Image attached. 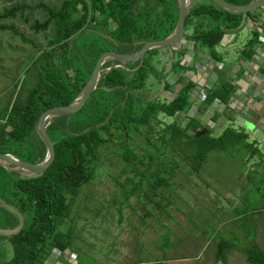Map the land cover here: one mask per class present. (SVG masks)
<instances>
[{"label":"trees","instance_id":"obj_1","mask_svg":"<svg viewBox=\"0 0 264 264\" xmlns=\"http://www.w3.org/2000/svg\"><path fill=\"white\" fill-rule=\"evenodd\" d=\"M193 1L185 17V31H188L185 32V38L193 41L194 48L196 45L206 47V54L210 59L224 62L223 52L216 50L223 34L239 29L249 20L248 38L238 49L236 57L242 56L245 62L255 60L254 56L262 47L258 40V24L255 22L261 7L257 8V12L231 13L211 0ZM227 1L246 4L252 0ZM36 8L42 10L43 19H34L30 23L28 17H24L25 10L29 9L26 4L15 3L0 13L2 20L13 19L17 15L23 17L34 32L50 31L47 49L42 50L39 56V59L45 61V67L40 68L37 80L25 94L22 96L19 92L6 106L0 118V153L29 156L25 160L31 163L41 162L47 151V146L36 129L40 114L52 105L73 101L85 88L97 57L106 48H117L125 54L136 53L147 41L169 35L175 29L178 19V0H60L56 6L38 3ZM196 17H200L198 22H194ZM188 25L192 26L190 30H187ZM0 28L11 29L23 38L12 24L0 25ZM87 34V39L79 44L81 36ZM80 47L84 50L86 48L93 57L85 56ZM161 48L169 52V70L182 68L180 59L184 53L170 49L169 46ZM161 48L149 50L141 63L116 59L103 63L102 68L116 63L123 65L114 66L102 74L89 100L82 107L93 106L97 113L94 122L72 120L69 113H64L57 116L62 127L60 129L54 123V118L56 120L57 117L47 119L46 122L50 121L47 130L55 142V156L42 174L22 175L0 164V200L6 204H14L24 214V224L19 230L4 238L1 235L7 248L0 256V264H47L50 258L54 261L51 253L54 247L62 252H73L67 235L59 227L67 216L68 200L74 199L81 186L92 179L97 152L112 139L111 129H122L125 139L128 128L135 122L147 123L157 111L171 117L181 113L190 102L193 103L191 96L195 82L191 79H186L171 101L156 102L135 94L134 89L143 86L149 76L162 79L164 90L170 88L169 81L166 80L167 71H157L151 63V57ZM56 54L60 57L58 65L53 60ZM190 67L193 69V64ZM242 72L243 70L238 74ZM177 79H182V76L178 75ZM232 80V75L219 71L205 98L199 101L202 104L199 109H209L215 99L218 100V106L210 116L213 120L219 115L233 122L238 115L245 117L241 110L229 105L235 89ZM96 92L110 95L116 99L115 104L96 110ZM221 104L223 107L219 108ZM207 125L206 131L194 136L190 131L201 126L198 118L189 117L185 126L179 129L176 122H171L158 135L163 144L161 148L150 138H146V143L154 145L157 153H152L149 149L144 151L153 160L159 155H165L166 148L186 143L189 149L184 158L192 172H198L208 153L213 150L221 152L231 149L230 147L246 145L251 147V155L262 158L263 153L255 144L246 143L248 132L242 127L227 126L220 135L214 136L210 129L212 127ZM123 145L125 148L119 156L124 161L140 157L126 142ZM181 150L184 151L183 148ZM157 163L158 167L149 174V184L155 189L160 185H168V180L173 176V168L177 166L176 162H172L169 169L166 166L161 168V162ZM257 164L263 165L264 169L262 160ZM10 167L14 165L10 164ZM160 171L163 173L160 174ZM140 185L137 183L136 187ZM3 209L0 204V212ZM248 214V211L243 210L237 215V219L242 216L246 218ZM234 245L221 237L216 244L215 261L226 264L227 252ZM239 250L249 264H264V250L255 242L244 243L239 246ZM58 260L64 264L67 261L76 264L78 261L66 254Z\"/></svg>","mask_w":264,"mask_h":264},{"label":"rangeland","instance_id":"obj_2","mask_svg":"<svg viewBox=\"0 0 264 264\" xmlns=\"http://www.w3.org/2000/svg\"><path fill=\"white\" fill-rule=\"evenodd\" d=\"M59 1L0 0V13L15 3L26 4L29 9L25 10L24 17L27 16L30 23L34 19H43L42 10L36 8L38 3L56 6ZM252 11L257 12L258 9ZM199 20L200 17H196L194 22ZM29 23H25L19 15L9 20L0 19V25L12 24L23 36L13 33L11 29L0 28V118L6 106L19 92L23 96L37 80L40 68L45 67V61L39 56L42 50L47 49L50 31L34 32L29 28ZM247 26L234 30L235 38L230 44L219 43L216 46L217 51L223 52L228 64H233L231 68L236 66L235 70L238 49L249 35ZM191 28L188 25L187 30ZM88 36H81L79 44ZM80 48L85 56L93 57L86 48ZM206 53V47L196 45L187 49L183 56L191 60L192 65L196 60L201 61ZM59 58L57 54L53 58L57 65ZM174 58L176 60L177 55ZM169 60V52L165 48L159 49L151 57L157 71H167L166 80L170 88L162 89V79L149 76L143 86L134 89L136 95L162 102L165 100L164 93L169 95V92L179 91L189 79L186 71L191 69V65L180 68L182 71H171ZM242 67L248 68L246 64ZM218 71V68L212 71L206 69V73L197 80L205 79L211 73L218 76ZM178 72L182 73V79H177ZM230 75L236 78L235 71ZM191 99L196 107L191 117L198 118L201 123L197 130L190 131L191 134L200 135L206 131L207 124L212 126L210 129L214 136L220 135L227 126L242 127L248 132L246 143L255 144L262 151V158L251 155V147L246 145L230 147L221 152L213 150L208 153L198 172H192L184 158L189 147L181 142L178 146L166 148L165 155L151 160L144 150L149 149L152 153H157V150L154 145L146 143V138L161 148L163 144L158 135L167 124L176 122L178 129L185 126L189 116L181 113L170 117L157 111L150 116L149 122H135L130 126L125 139L122 129H111L112 139L97 152L92 179L81 186L74 199L68 200L67 216L59 227L79 257L77 263L220 264V261H215L214 253L221 237L235 244L227 252L226 264H249L239 250L240 245L249 241L264 250V169L263 165L257 164L260 160L264 163V115L261 116L263 123L255 125L256 128L251 122L244 127L242 116L238 115L234 122L220 115L213 120L210 117L215 110L212 105L209 109H199V105H202L200 100L194 96ZM95 101L97 110L111 107L116 99L96 92ZM222 107L223 104L219 106ZM69 114L72 120L80 122H94L97 118L92 105ZM59 120L58 117L56 120L54 118V123L59 125ZM124 142L140 157L124 161L119 156L125 148ZM22 158L29 159V156ZM157 161L161 162V168L166 166L169 169L172 162H176L177 166L173 168L168 185L155 189L149 184V174L158 167ZM137 183L141 184L140 187H136ZM3 207L0 212V256L7 248L3 239L5 235L24 224V214L14 204L7 203ZM243 210L249 212L248 217L237 219ZM52 261L53 258H50L47 264ZM66 264L72 263L67 261Z\"/></svg>","mask_w":264,"mask_h":264},{"label":"water","instance_id":"obj_3","mask_svg":"<svg viewBox=\"0 0 264 264\" xmlns=\"http://www.w3.org/2000/svg\"><path fill=\"white\" fill-rule=\"evenodd\" d=\"M211 1H213L218 7L225 9L231 13H246L248 11H252L264 6V0H252L246 4H236L227 0ZM193 2V0H178V19L175 29L164 38L147 41L138 52L125 54L117 48L105 49L97 57L83 91L73 101L69 103H58L52 105L40 114L36 123V129L47 146L46 155L41 162L34 164L27 160H24L22 157H18L10 153H0V164L9 170L19 172L22 175L42 174L43 171L51 164L55 156V142L52 135L47 130V119L60 114L78 111L89 100L102 74L109 71L114 66L123 65L122 63H116L102 68V65L105 61L116 59L121 62L141 63L151 49L161 48L164 46H169L170 49H173L172 47H175V45L181 42L185 37V17L189 13ZM242 124L244 127H246L247 125L245 121ZM10 164L14 165V167H10ZM0 204L4 205L6 203L0 200ZM21 227H19L17 230H19ZM17 230L9 232L8 235L16 232Z\"/></svg>","mask_w":264,"mask_h":264},{"label":"built area","instance_id":"obj_4","mask_svg":"<svg viewBox=\"0 0 264 264\" xmlns=\"http://www.w3.org/2000/svg\"><path fill=\"white\" fill-rule=\"evenodd\" d=\"M259 11L260 12L258 14V17L255 19V22H257V24H258V27H257L258 40L262 44H264V6H262ZM247 23L250 26L251 22L249 20L247 21ZM244 26H246V25L243 24V26H241V27H244ZM247 28L249 29L248 26H247ZM234 38H235L234 30H231V32L227 31L226 33L223 34V36L221 38V41H220V44L228 45L234 40ZM175 48L185 54L187 49L194 48V43H193L192 40L186 39L184 37V39L181 42H179V43H177L175 45ZM263 55H264V53H263ZM203 56L204 57L202 58L201 61L195 62V66H194L195 70H194V72H196V73H194V75H193V77H194L193 81L195 82V86H194V88L192 90V96L197 97L199 100H202V99L205 98L208 88L215 81L217 76L212 75V73L211 74H207L205 76L206 77L205 78V82L198 81L197 80L198 77L200 79V76H202L204 73H206V69H208L209 71H212L213 68H218L219 71H222L225 68V64H224L223 61L212 60V59H210V57L207 54H203ZM256 56H254V58H256ZM238 61H239L240 64H242L244 62V59L242 58V56L238 57ZM190 62H189V60L187 58H185L183 56L180 59V66L182 68L188 67L189 64H191ZM248 74H249L248 71H246L245 72V78H243V79H250V81L252 80L251 81V84H252L251 86L253 87L255 85V81H253V79H259V80L264 79V67L257 68L255 70V73H253L251 75H248ZM232 84L235 86L236 85V81H232ZM261 91L264 93V88H262ZM175 95H176V93H173V92H169V95H166V93H164V98L167 101H171L175 97ZM217 101L218 100L215 99V101L212 103V107L213 108L218 106V102ZM237 104H238L237 98L232 95V97H231V99L229 101V105L231 107L235 108V107H237ZM255 105L256 104L253 103L252 101L248 103V106H251V107H255ZM195 108L196 107H195L194 103L190 102L188 104V106L181 112V114L184 115V116L191 117V115L195 111ZM209 126L212 127L211 125H209ZM51 253H52L53 257H54V263L53 264H64V263H62L61 261L58 260V258L61 257L63 254H67L68 256H70V258H73L74 260H78L79 259V257H77V255L74 252H69V251L68 252L67 251L62 252L57 247H54L52 249Z\"/></svg>","mask_w":264,"mask_h":264},{"label":"crops","instance_id":"obj_5","mask_svg":"<svg viewBox=\"0 0 264 264\" xmlns=\"http://www.w3.org/2000/svg\"><path fill=\"white\" fill-rule=\"evenodd\" d=\"M245 25L246 26L248 25V27H249V24L247 22L245 23ZM262 52L264 53V44H262V47L259 48L258 54H257L255 60L250 61V62L244 61L242 63V66L243 65L245 66V64H246V66L248 67L247 69H243V67L239 63L238 57H237L236 58L237 59V61H236V63H237L236 69L237 70H235L236 66L231 68V66H233V64L230 66L228 64L229 61L226 59L224 61L225 68H224V70L220 71V72H224V73L228 74V76L231 74V72L235 71L236 79L232 80V81H236L233 96L236 97L238 100L237 107L239 108V110H241L245 114L243 121H245V123L251 122L254 125V128H256L255 125H257L258 123L259 124L263 123L261 116L264 115V113L262 112V110H264V93L261 90H262V88H264V79H262V81L259 79H254L255 85L253 88L251 86V82H249L248 79H243V78H245V72L246 71H248V73H249L248 75H251V74L255 73V70L257 68L264 67V55ZM190 61L191 60H189V62ZM197 61H199V60H196L193 62V67L195 66V62H197ZM194 70H195V67L193 69L186 71L188 78L191 80H194L193 79L194 78L193 75L195 73ZM241 70H243V72L241 74H238L239 71H241ZM180 71H182V70H180ZM236 71H237V73H236ZM178 74L180 76H182L181 72H178ZM204 80L205 79H203L202 81H204ZM251 101L256 104L255 107L248 106V103ZM66 256H68V255L66 254Z\"/></svg>","mask_w":264,"mask_h":264}]
</instances>
